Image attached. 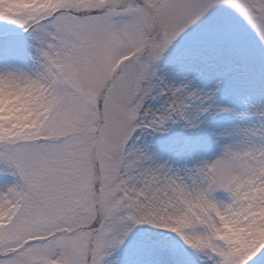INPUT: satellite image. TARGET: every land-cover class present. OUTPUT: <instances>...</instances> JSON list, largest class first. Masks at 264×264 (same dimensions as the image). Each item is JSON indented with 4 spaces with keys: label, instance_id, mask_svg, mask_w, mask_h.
Segmentation results:
<instances>
[{
    "label": "snow or ice",
    "instance_id": "obj_1",
    "mask_svg": "<svg viewBox=\"0 0 264 264\" xmlns=\"http://www.w3.org/2000/svg\"><path fill=\"white\" fill-rule=\"evenodd\" d=\"M0 264H264V0H0Z\"/></svg>",
    "mask_w": 264,
    "mask_h": 264
}]
</instances>
